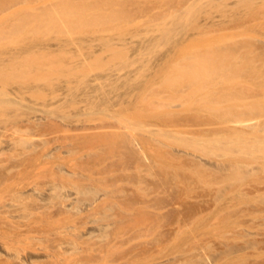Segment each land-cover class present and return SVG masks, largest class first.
<instances>
[{
    "label": "rangeland",
    "instance_id": "obj_1",
    "mask_svg": "<svg viewBox=\"0 0 264 264\" xmlns=\"http://www.w3.org/2000/svg\"><path fill=\"white\" fill-rule=\"evenodd\" d=\"M263 151L264 0H2L0 264H264Z\"/></svg>",
    "mask_w": 264,
    "mask_h": 264
},
{
    "label": "bare ground",
    "instance_id": "obj_2",
    "mask_svg": "<svg viewBox=\"0 0 264 264\" xmlns=\"http://www.w3.org/2000/svg\"><path fill=\"white\" fill-rule=\"evenodd\" d=\"M9 22H11V21H9ZM0 35H2V0H0ZM29 46H30V45H29ZM29 46H28V47H29ZM21 51H22V50H21ZM12 54H13V53H12ZM12 54H11V55H12ZM18 54H20V53H18ZM18 54L15 53V54L12 55L11 57L13 58V57L16 56V55L18 56ZM32 57H33V56H32ZM15 58H16V57H15ZM13 59H14V58H13ZM13 59L11 60V58H10V60H11V63H10V64H12ZM10 60H9V62H10ZM14 61H15V59H14ZM216 65H217V63L215 62L214 59L206 60V61L201 62V63H200V62H196V63L194 62V63L192 64V68H193L194 71L196 72V73H194V77H195L196 79H198V80H199V79H202L203 77H205V76L208 75L207 72H209V70H208L207 68H208V67H209V68L212 67V68L214 69V68L216 67ZM215 69H216V68H215ZM212 104H214V103H212ZM207 106H208V105H207ZM207 106H206V107H207ZM212 106H213V105H212ZM206 107H205V108H206ZM210 107H211V105H210ZM212 108H213V107H212ZM214 108H215V105H214ZM242 109H243V107L240 108V111H241ZM240 126H241V125H240ZM233 128H234V130L236 131V128H235V127H233ZM233 128H232V129H233ZM236 132H237V133H240V135H241V133H242L241 131H236ZM243 134H245V135H243V136H246V133L243 132ZM222 135H223V136H222ZM222 135H221V137H220L221 139H222V137H225V136H226V134H222ZM227 135H228V134H227ZM219 136H220V135H219ZM226 137H227V136H226ZM228 137H229V139H227ZM228 137L225 138V140H224V138H223L222 140H224V141L230 140L231 137H230V136H228ZM241 137H242V135H241ZM216 138H217V137H216ZM216 138H215V139H216ZM220 138L218 137L217 139L219 140ZM211 139H213V141H214V138H211ZM217 139H216V140H217ZM221 139H220L219 143L222 141ZM238 139H240V138H238ZM245 139H246L245 137H244V139L242 138L243 141H245ZM210 141H211V140H210ZM210 141H209V142H210ZM224 141H222V144H224V143H223ZM238 141H239V140H238ZM240 141H241V140H240ZM240 141H239V142H240ZM248 141H249V140H248V138H247V139H246V142H248ZM211 142H212V141H211ZM228 142L230 143V141H228ZM239 142H238V144H240V146L245 145V143H246V142H245V143L243 142L244 144H243V143L241 144L242 141H241L240 143H239ZM213 143H216V141L213 142ZM217 143H218V141H217ZM219 143H218V144H219ZM229 143H227V145H228ZM230 144H231V143H230ZM251 144H252V143L250 142V145L248 146L249 148H251ZM225 145H226V144L223 145V149L226 148V150H227V149L229 148V149L232 150L231 146L228 145L229 147H227V146H225ZM247 145H248V144H247ZM211 146H212V145H211ZM215 146H217V144H216V145L214 144V147H215ZM219 146H220V145H219ZM219 146H218V147H219ZM220 147H221V146H220ZM237 147H239V146H237ZM237 147H236V148H237ZM197 148H198V147H196V149H197ZM204 148H209V147H208V146H207V147L205 146ZM249 148H248V149H249ZM248 149H247V150H242V152H241V148L239 147V150L236 149V150H237L236 152L241 153L240 155H241V157H242V155H244L243 151L246 153L247 151H250V150H248ZM207 150H208V149H207ZM198 151H200L199 148H198ZM263 152H264V151H263ZM242 153H243V154H242ZM261 154H262V153H261ZM234 155H235V154H234ZM236 155H238V157L236 156L237 159H235L234 156L231 157V159L233 158V161H235V160H236V161H239V160H238V158H239V154H236ZM239 159H240V158H239ZM225 160H226V159H225ZM225 160L223 161L224 163L227 162V161L225 162ZM229 161H232V160H229ZM229 161H228V162H229ZM230 164H231V162H230ZM32 167H33V166H32ZM33 171H34V170H33ZM29 172H30V171H29ZM32 174H33V173H32ZM31 177H32V175H31ZM5 188H6V187H5ZM3 190H4V187H2V191H3Z\"/></svg>",
    "mask_w": 264,
    "mask_h": 264
}]
</instances>
